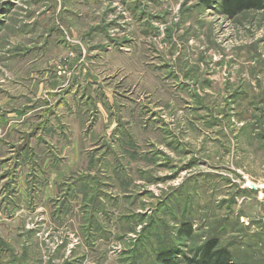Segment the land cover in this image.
Returning a JSON list of instances; mask_svg holds the SVG:
<instances>
[{
    "label": "rangeland",
    "instance_id": "rangeland-1",
    "mask_svg": "<svg viewBox=\"0 0 264 264\" xmlns=\"http://www.w3.org/2000/svg\"><path fill=\"white\" fill-rule=\"evenodd\" d=\"M217 250L264 264V1L0 0V264Z\"/></svg>",
    "mask_w": 264,
    "mask_h": 264
},
{
    "label": "trees",
    "instance_id": "trees-1",
    "mask_svg": "<svg viewBox=\"0 0 264 264\" xmlns=\"http://www.w3.org/2000/svg\"><path fill=\"white\" fill-rule=\"evenodd\" d=\"M264 0H220V5L226 13H237L241 10L251 9V8H260ZM208 260L204 261V257L206 255V251L203 253L201 260H199L198 264H214L216 259L221 258V251H207ZM215 256V257H214ZM160 257H166L165 254L160 255ZM214 257V258H213ZM215 259V260H214Z\"/></svg>",
    "mask_w": 264,
    "mask_h": 264
},
{
    "label": "water",
    "instance_id": "water-1",
    "mask_svg": "<svg viewBox=\"0 0 264 264\" xmlns=\"http://www.w3.org/2000/svg\"><path fill=\"white\" fill-rule=\"evenodd\" d=\"M250 187H251L252 189H255V188H256V186L253 185V184H251Z\"/></svg>",
    "mask_w": 264,
    "mask_h": 264
}]
</instances>
